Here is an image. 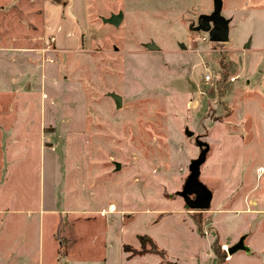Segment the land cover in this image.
Segmentation results:
<instances>
[{
  "label": "rangeland",
  "instance_id": "obj_1",
  "mask_svg": "<svg viewBox=\"0 0 264 264\" xmlns=\"http://www.w3.org/2000/svg\"><path fill=\"white\" fill-rule=\"evenodd\" d=\"M214 1L0 0V264L78 225L87 264H264V0H222L226 43L191 29ZM199 142L207 210L178 194Z\"/></svg>",
  "mask_w": 264,
  "mask_h": 264
},
{
  "label": "water",
  "instance_id": "obj_2",
  "mask_svg": "<svg viewBox=\"0 0 264 264\" xmlns=\"http://www.w3.org/2000/svg\"><path fill=\"white\" fill-rule=\"evenodd\" d=\"M223 1H214V10L210 15H201L198 18L197 26H191V29L195 32L208 33L211 42L226 43L229 41L230 35V19H227L222 15ZM124 20V13L120 11L118 14H111L108 18H102L103 23L109 24L115 27L121 25ZM249 44L246 45V48ZM146 48L151 51H158L159 47L154 43L146 44ZM182 48H185L182 45ZM110 97L115 101L116 107L119 108L122 105V98L115 94L110 93ZM199 148L201 149L198 159L193 160L190 164V176L187 178L183 189L179 192L186 205L192 210H207L213 200V192L200 181V167L205 163L207 154L210 151V146L206 143L199 142ZM121 165L117 164V169H120ZM194 197V198H193ZM243 241L239 244L230 247L228 249L229 254L245 249Z\"/></svg>",
  "mask_w": 264,
  "mask_h": 264
},
{
  "label": "crops",
  "instance_id": "obj_3",
  "mask_svg": "<svg viewBox=\"0 0 264 264\" xmlns=\"http://www.w3.org/2000/svg\"><path fill=\"white\" fill-rule=\"evenodd\" d=\"M116 211H117V209H116ZM115 211V212H116ZM114 211H106L105 212V214H107V215H109V214H112V213H115ZM90 214H91V212H90ZM89 214V215H90ZM86 216H84V217H82V218H85ZM107 223H109V222H107ZM110 226L111 225H106V228L108 229V230H110ZM85 228H86V226L85 225H83V226H80V225H78L77 226V228H76V230L78 231L77 232V236H78V238H79V240L76 242V248L74 249V250H70V248L68 247L67 248V255H66V257L63 259V260H61V261H63V262H65L66 264H87L89 261H91V259L89 260V259H87V257H86V254H88L86 251L87 250H89L90 248V246L93 244H95V245H97V239H92L91 240V238H90V241H83V238H85L84 237V235H83V233L81 232L80 233V230H85ZM59 230V229H58ZM98 237V236H97ZM101 246H102V248L104 249L106 246H104L103 247V243H101L100 244ZM122 247H124V245L122 246ZM58 248V251L56 250V247L54 246V253H53V256H54V263L53 264H56V263H58V252H59V247H57ZM122 251H123V248H122ZM74 253H78V256L76 257V259H74V260H72V258H71V255H72V257H73V255H74ZM124 255V254H123ZM98 260H101L102 261V263L104 264V263H107L108 262V260H109V255H108V253H106V252H101L99 255H98ZM60 259V258H59ZM93 259L94 258H92V261H93ZM95 259H97V258H95ZM89 260V261H88ZM56 262V263H55Z\"/></svg>",
  "mask_w": 264,
  "mask_h": 264
},
{
  "label": "trees",
  "instance_id": "obj_4",
  "mask_svg": "<svg viewBox=\"0 0 264 264\" xmlns=\"http://www.w3.org/2000/svg\"><path fill=\"white\" fill-rule=\"evenodd\" d=\"M58 233H59V230L56 234L57 238H58ZM58 241H59V254L61 257L65 258L67 255V244L63 238H59Z\"/></svg>",
  "mask_w": 264,
  "mask_h": 264
},
{
  "label": "bare ground",
  "instance_id": "obj_5",
  "mask_svg": "<svg viewBox=\"0 0 264 264\" xmlns=\"http://www.w3.org/2000/svg\"><path fill=\"white\" fill-rule=\"evenodd\" d=\"M111 211H115V207L114 206H111Z\"/></svg>",
  "mask_w": 264,
  "mask_h": 264
},
{
  "label": "flooded vegetation",
  "instance_id": "obj_6",
  "mask_svg": "<svg viewBox=\"0 0 264 264\" xmlns=\"http://www.w3.org/2000/svg\"><path fill=\"white\" fill-rule=\"evenodd\" d=\"M194 198V197H193Z\"/></svg>",
  "mask_w": 264,
  "mask_h": 264
}]
</instances>
